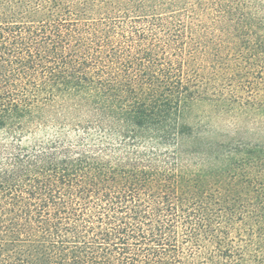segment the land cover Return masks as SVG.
<instances>
[{"label":"trees","instance_id":"1","mask_svg":"<svg viewBox=\"0 0 264 264\" xmlns=\"http://www.w3.org/2000/svg\"><path fill=\"white\" fill-rule=\"evenodd\" d=\"M0 264H264V0H0Z\"/></svg>","mask_w":264,"mask_h":264}]
</instances>
